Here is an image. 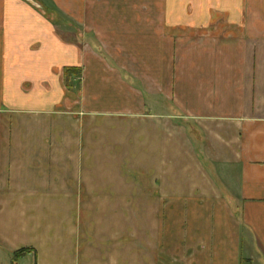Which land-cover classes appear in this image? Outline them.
I'll use <instances>...</instances> for the list:
<instances>
[{"label":"crops","instance_id":"obj_1","mask_svg":"<svg viewBox=\"0 0 264 264\" xmlns=\"http://www.w3.org/2000/svg\"><path fill=\"white\" fill-rule=\"evenodd\" d=\"M30 5L0 0V264H264V0H76L74 44Z\"/></svg>","mask_w":264,"mask_h":264},{"label":"rangeland","instance_id":"obj_2","mask_svg":"<svg viewBox=\"0 0 264 264\" xmlns=\"http://www.w3.org/2000/svg\"><path fill=\"white\" fill-rule=\"evenodd\" d=\"M33 1L38 3L40 7H34L32 5L30 6L33 7L37 13L41 15H45V18L49 20V24H52L53 27H57V30L61 32V36L67 39L69 43L74 44L75 41L78 40L76 37V32L79 31V29H77L75 21L71 18L74 17V15L77 12L76 0H33ZM84 40L85 43L86 41L89 42L94 41L92 38L89 37L88 33H85ZM68 68H77V67L68 66V67H64L63 69V79L65 85L68 88L74 89L78 75L75 69L71 72H68L66 75L65 72L66 69Z\"/></svg>","mask_w":264,"mask_h":264},{"label":"trees","instance_id":"obj_3","mask_svg":"<svg viewBox=\"0 0 264 264\" xmlns=\"http://www.w3.org/2000/svg\"><path fill=\"white\" fill-rule=\"evenodd\" d=\"M74 69H75L77 75L80 76L79 74H81V73H80V72H81V69H79L78 67H77V68H68V69H66L65 74L67 75L68 72H71V71H73ZM20 251H21V250H20Z\"/></svg>","mask_w":264,"mask_h":264},{"label":"water","instance_id":"obj_4","mask_svg":"<svg viewBox=\"0 0 264 264\" xmlns=\"http://www.w3.org/2000/svg\"><path fill=\"white\" fill-rule=\"evenodd\" d=\"M28 1L33 3V4H35V5H37V3H35V1H33V0H28Z\"/></svg>","mask_w":264,"mask_h":264}]
</instances>
